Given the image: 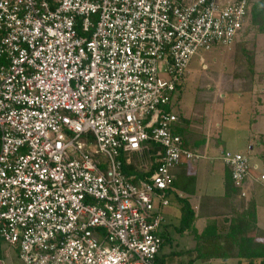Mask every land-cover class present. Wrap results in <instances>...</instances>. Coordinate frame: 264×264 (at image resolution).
<instances>
[{
	"label": "built area",
	"instance_id": "1",
	"mask_svg": "<svg viewBox=\"0 0 264 264\" xmlns=\"http://www.w3.org/2000/svg\"><path fill=\"white\" fill-rule=\"evenodd\" d=\"M249 12V0H0V240L24 264H158L173 169L204 157L166 107L193 56L232 46ZM222 161L237 187L264 184L249 155Z\"/></svg>",
	"mask_w": 264,
	"mask_h": 264
},
{
	"label": "rangeland",
	"instance_id": "2",
	"mask_svg": "<svg viewBox=\"0 0 264 264\" xmlns=\"http://www.w3.org/2000/svg\"><path fill=\"white\" fill-rule=\"evenodd\" d=\"M257 1L259 0H249L251 5ZM244 48L245 51L254 52L255 61L253 64L250 61L244 60L246 57L245 51H243ZM202 58L204 62H202ZM238 93H242L240 94L241 98L245 100V97L250 95V99L246 100L244 104L238 103V98H240ZM249 100L252 104H250ZM262 109L264 110V33H258L255 27L250 24L246 29L244 27V30H242L232 46L217 47L210 51L200 50L193 56L184 83L175 94L172 110L179 117L182 125L181 128L184 132L182 136L185 143L189 146L188 148L204 155L199 161L192 163L194 166L197 164L196 171L198 177L197 180L193 177L192 179L195 180L196 186L199 187L201 192H205L208 188V178L202 176L201 168L203 164L211 161L205 159L206 156L202 149L206 144L205 141H207V136L204 135L205 128L215 129L219 125L237 126L239 128L237 132L240 133L238 135L237 133H233V130L227 129L229 133L225 137L226 149L232 153L249 155L252 162L254 161L252 159L253 154L249 150L248 145L256 147L257 140L247 139L248 135H245L243 139L242 135L249 131V126L254 121V114H258L259 110ZM208 138L211 145H215V141L219 140L221 136L219 137L218 133L212 134ZM194 142L196 143L194 144ZM260 153L261 150L259 151ZM181 166L173 169L174 174ZM190 180L188 176L181 177V179L179 177L175 185L176 192L169 195L171 204L166 208V220L174 222L177 226L180 224L177 218L181 213L180 202L177 201L178 195L184 194V198L191 200V196L185 192V185ZM256 188L263 189L264 191L262 185H258ZM257 197H259V201H264V192ZM237 204H242V202L238 203L237 201ZM217 206H219V203L216 202L214 207ZM223 215L222 221L218 224L222 237L214 241L201 235L196 239L191 232L192 230L186 229L181 233V231L173 229L172 234L175 236V239L171 244L167 245L166 253L170 249L180 250L184 248V250H187L193 246L196 252L194 251L195 253L192 254L170 255L171 258H168L165 264H236V260L233 257L225 259L223 256L214 255V253L227 255V251L223 247H220L223 246L220 242L225 240L229 243L232 234L230 235L231 237L228 234L231 231L232 233H237L234 234L235 237L240 235L238 229L234 225L232 226L231 221L227 222L224 220L226 219V214ZM194 223L195 226L200 225L197 224V220ZM170 227H172V224H170ZM199 228L202 229L203 225H200ZM219 240L220 242H218ZM228 243L223 244L226 246ZM199 253H202L206 258H196L197 256L195 255L199 256ZM0 264H24L18 255L17 249L2 240L0 241Z\"/></svg>",
	"mask_w": 264,
	"mask_h": 264
},
{
	"label": "crops",
	"instance_id": "3",
	"mask_svg": "<svg viewBox=\"0 0 264 264\" xmlns=\"http://www.w3.org/2000/svg\"><path fill=\"white\" fill-rule=\"evenodd\" d=\"M188 72H189V68H188ZM240 94H239L240 98H238V101H239L238 103L241 102V104H244L246 100L250 99V95L248 97H245L246 98L245 100L241 98ZM250 104H252L251 101H250ZM172 105H173V101L171 103V107ZM231 114H235V113H231ZM253 120H254L253 123L249 126V131L245 132L242 135V138L244 139L245 135H248L247 139L257 140L256 147H254L253 145H248V148L250 147V150L252 151V154H253L252 155V159H254V161H252L253 164H256L258 167H260L261 165H264V110L263 109L259 110L258 114L255 113ZM176 125L179 127H182L180 121H178ZM227 129H230L231 131L233 130L232 132L237 133V135L240 134L237 132V129L239 130V128H237V126H234V125L233 126L219 125L215 129L205 128L204 130V135L207 136V141L204 140L206 144L204 148L202 149L206 156L205 159L211 160L209 161V163L203 164L201 168L202 176H206L208 178L207 190L205 192H201L199 187L196 186L195 180H197L198 178L197 171H196L197 164H195L194 166V164L192 163L191 164L184 163L183 166L177 169V171L179 170L178 172L176 171L177 175L175 172L176 181H175V184L173 186L171 193L176 192L177 189L175 185L179 177L181 179V177L188 176L191 179L190 182H187L185 185V189H186L185 192H187L186 194L191 196V200L189 201L191 202V206L195 213L194 216L196 219L194 220V222H196L197 220V224L203 225L202 229L199 228L200 225L199 226L196 225V228L200 234L209 225L216 224L218 227V224L222 221V218L224 217L223 214H226V219H224L225 221L227 222L231 221L232 226L234 225L238 229V232H240L241 234L245 233L247 225L246 223L241 222L239 219H244V216L246 215V212L248 209V204L250 203L254 205L256 227L264 231V201L262 202L259 201L258 199L259 197H257L259 196V194L263 193L264 191L263 189L256 188L258 185H262V187L264 188V184L256 181L255 179H249L243 187H240L242 190L240 194L233 192V191L231 192V194L226 193L225 180H226L227 174L230 172V169L227 166H225V164L222 161V157L224 153H232L230 151H227L226 149L227 145L225 143V137L227 133H229V130ZM218 133H219V137L221 136V138L215 141L216 143L215 145L214 144L211 145L210 139L208 137H210L212 134L214 135ZM195 143L196 142H194V144ZM260 150H261V153L259 154ZM254 173L255 175L257 174V172H254ZM192 177L195 180H193ZM243 193L245 194V196H243ZM183 196L184 194L178 195V200H177L180 202V209H181L180 216L177 218L180 224L177 226L174 224V222H171L170 220L169 221L166 220L165 230L169 232L171 239L169 242L165 243V245L163 246L160 252V255H159L158 264H165L166 260L168 258H171L170 255H173V254L175 255L187 254L188 250H191L189 251V253L191 254L196 252L193 246L191 247V249H187V250H184V248L183 249L181 248L180 250L170 249L169 252L166 253L167 245L171 244L175 239V236H173L172 234V230L176 229V230H179V232L181 231L179 227L181 226V220H182L183 203L181 199L184 198ZM237 201L238 203L242 202V204H237ZM247 201L248 203H246ZM216 202L219 203V206L214 207V204ZM170 204H171V201H170ZM166 211L167 209L165 210V218H166V213H167ZM170 224H172V227H170ZM182 232L183 231H181V233ZM234 233L236 232H233V234ZM226 243H228V241H226ZM231 243H233L232 238H231V241L228 243V245H230ZM164 248H165V251H164ZM230 250H231V255L229 256V258L233 257L234 260H236V264H248L247 259H239L235 257L236 250H232V249ZM195 256H198V255L196 254Z\"/></svg>",
	"mask_w": 264,
	"mask_h": 264
},
{
	"label": "trees",
	"instance_id": "4",
	"mask_svg": "<svg viewBox=\"0 0 264 264\" xmlns=\"http://www.w3.org/2000/svg\"><path fill=\"white\" fill-rule=\"evenodd\" d=\"M250 24H251V26L255 27V29L258 33H260V34L264 33V0H259L255 3H253L252 5L250 4L249 18L245 22V25H244L245 29ZM244 27H243V30H244ZM238 47H239V45H238ZM243 51H245V48ZM244 54H246V57L244 60L245 61L247 60V62L250 61V63L253 64L255 61L254 60V58H255L254 52L251 53L249 51H245ZM3 62L4 61L0 59V65ZM250 69H251V67H250ZM179 89H180V87H179ZM166 109L171 111L172 110L171 105H168L166 107ZM173 132L175 134H179L183 138L182 134L184 132H183V129L181 127H179L177 125L174 126ZM183 141H184V138H183ZM184 145L187 148L189 147L185 143V141H184ZM158 148H160V147H158ZM194 151H196V150H194ZM133 169H134L133 167L125 168L127 173H129L131 171L134 172ZM174 184H175V182H174ZM174 184H173V186H174ZM225 187H226V193L227 194H231L232 191L240 194L242 191L240 187H237L235 185V182H234L232 175H231V171L226 176ZM182 203H183L182 220H181V226L179 227V229L181 231H184L186 229L192 230L191 232L196 239L199 235H201L202 237L207 238L211 241H214L217 238L222 237L220 235L221 231L218 229L216 224L207 226L204 229V231L201 234H199V232H198V230L194 224L195 213H194V210L191 206V202L187 198H183ZM239 220L241 222L246 223V225H247L245 233H242V234L240 233V235L238 237H235L234 234H237V233L233 234L232 231L229 234L227 233L228 236H230L232 234V237L231 236L230 237L232 238L233 243H231L230 245L224 246L225 244H223V243H226L225 240H223V241L221 240L222 242H220V240L218 241V242L222 243L223 246H220V245L219 246L223 247L227 251V255H225L223 253H214V255L215 256H223L226 259L231 255V254H229L231 252V250L228 251V249H232V250H236L235 257H237L239 259H247L248 264H264V231L260 230L259 228L256 227L254 205H252L251 203L248 204V209H247L246 215L244 216V219H239ZM165 227H166V225H165ZM165 227H164V232H163L164 245H165V243L169 242L171 239V236H170L169 232L167 230H165ZM189 251H191V250H188L187 252L189 253ZM199 254L200 255L197 256L196 258H203L204 257V255L202 253H199ZM204 258H206V257H204ZM259 260H260V262H259Z\"/></svg>",
	"mask_w": 264,
	"mask_h": 264
}]
</instances>
